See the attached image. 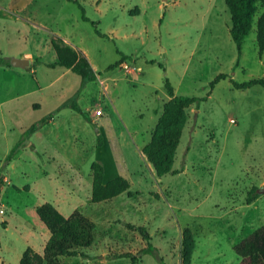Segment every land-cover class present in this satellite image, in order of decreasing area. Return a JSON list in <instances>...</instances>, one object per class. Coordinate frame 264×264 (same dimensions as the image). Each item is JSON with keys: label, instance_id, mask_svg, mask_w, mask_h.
<instances>
[{"label": "rangeland", "instance_id": "374dc122", "mask_svg": "<svg viewBox=\"0 0 264 264\" xmlns=\"http://www.w3.org/2000/svg\"><path fill=\"white\" fill-rule=\"evenodd\" d=\"M75 1L0 0V57L30 61L0 66V170L21 143L0 172V264H18L27 248L42 253L34 209L45 202L94 224L86 257L60 264H238L234 244L264 224V87L233 83L264 77L256 41L263 7L238 56L225 0ZM52 37L78 46L94 69L77 97L90 122L59 108L81 77L47 66L56 59ZM220 73L227 76L210 88ZM165 78L175 94L210 92L185 110L172 164L179 172L158 177L141 148L169 99ZM93 161L105 181L121 175L129 189L92 202ZM252 186L260 194L247 203ZM128 223L144 226L149 240ZM148 244L155 252L140 254Z\"/></svg>", "mask_w": 264, "mask_h": 264}, {"label": "trees", "instance_id": "16d2710c", "mask_svg": "<svg viewBox=\"0 0 264 264\" xmlns=\"http://www.w3.org/2000/svg\"><path fill=\"white\" fill-rule=\"evenodd\" d=\"M68 1L76 2L75 0ZM225 2L231 13L232 25L229 33L236 46L238 56L241 54L242 41L251 30L258 5L263 7V12L257 19L256 26V41L260 54L264 49V0H225ZM82 18L86 20L85 16H82ZM96 33L101 34L97 29ZM50 43L55 52L56 59L54 62L47 64V66L63 67L81 77L78 90L71 98L63 102L59 108L69 107L80 114L86 121L90 122L88 112L81 108L77 102L80 90L88 81L96 78L90 62L80 49L64 42L59 37H52ZM127 58V55L122 54L120 60L110 65L108 69L115 68ZM150 63L153 62L150 61ZM9 65V59L0 57V66ZM226 76L223 73L218 74L211 81L210 88L219 79ZM253 85L264 87V77L249 79L241 83H233L235 88L241 89H246ZM164 87L169 99L163 105L162 112L150 134L149 140L141 148V153L153 166L158 177L168 173L174 174L179 172L177 169L172 168V164L186 121L185 110L192 104H198L199 101L206 100L210 92L208 91L204 97L175 94L173 86L167 78L164 80ZM52 117L53 114L50 113L39 122L31 124L24 132L25 137H29L36 132L42 124L49 122ZM19 147H21V143L16 142L10 148L5 156V164L0 172L10 163L12 156ZM90 169L92 178L90 198L92 202L111 199L130 187L128 180L121 175H116L105 181L104 169L99 162L93 161ZM3 185L4 180L2 173H0V192ZM259 194V187L252 186L246 195L245 201L251 203ZM35 212L50 235L45 242L42 253L27 248L22 253L18 264H60L62 256L71 257L80 255L86 257V254L81 249L89 247L94 239V224L88 217L83 215L79 210H74L68 216H64L49 202L36 207ZM128 227L137 229L145 240H149V234L144 226H135L128 223ZM233 249L239 258L238 264H264V224L237 241ZM153 252L155 251L150 244L140 250V254Z\"/></svg>", "mask_w": 264, "mask_h": 264}, {"label": "water", "instance_id": "95a60500", "mask_svg": "<svg viewBox=\"0 0 264 264\" xmlns=\"http://www.w3.org/2000/svg\"><path fill=\"white\" fill-rule=\"evenodd\" d=\"M10 65L20 68H28L30 61L27 58L11 57L9 59Z\"/></svg>", "mask_w": 264, "mask_h": 264}, {"label": "crops", "instance_id": "0c3cea01", "mask_svg": "<svg viewBox=\"0 0 264 264\" xmlns=\"http://www.w3.org/2000/svg\"><path fill=\"white\" fill-rule=\"evenodd\" d=\"M68 44H70V43H68ZM71 45V44H70ZM73 47H76V46H73ZM76 48H78V49H80L78 46L76 47ZM81 50V49H80ZM82 51V50H81ZM83 52V51H82ZM84 53V52H83ZM86 56V55H85ZM88 59V58H87ZM94 70V69H93ZM39 205H37L36 207H38ZM36 207H35V209H36ZM35 209H34V211H35ZM39 222H41V221H37V224L39 225V227L40 228H42L41 229V231H42V241H43V247H44V244H45V242H46V240L48 239V237H49V231L47 230V228L45 227V225L42 223V224H40ZM42 247V248H43Z\"/></svg>", "mask_w": 264, "mask_h": 264}, {"label": "built area", "instance_id": "2783aa9c", "mask_svg": "<svg viewBox=\"0 0 264 264\" xmlns=\"http://www.w3.org/2000/svg\"><path fill=\"white\" fill-rule=\"evenodd\" d=\"M95 114H96V115H100V114H101V110H96V111H95Z\"/></svg>", "mask_w": 264, "mask_h": 264}]
</instances>
